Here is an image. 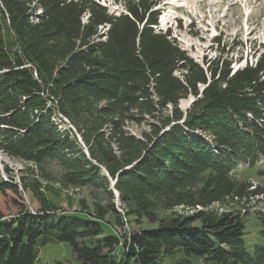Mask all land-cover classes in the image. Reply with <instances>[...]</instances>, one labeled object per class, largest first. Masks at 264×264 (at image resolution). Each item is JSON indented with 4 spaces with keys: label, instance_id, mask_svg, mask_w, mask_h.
Instances as JSON below:
<instances>
[{
    "label": "trees",
    "instance_id": "1",
    "mask_svg": "<svg viewBox=\"0 0 264 264\" xmlns=\"http://www.w3.org/2000/svg\"><path fill=\"white\" fill-rule=\"evenodd\" d=\"M162 2L119 0L113 13L94 0H0V151L57 161L65 184L111 197L109 177L126 214L152 226L111 234L104 218L121 220L112 204L60 211L39 183L23 184L39 209L0 219V264H41L49 243L70 245L75 264H160L177 253L181 264H264V226L250 255L243 214L209 210L264 197L233 171L264 156V56L234 73L199 67L171 29L157 30ZM199 85L183 118L178 103ZM142 125L139 136L128 130Z\"/></svg>",
    "mask_w": 264,
    "mask_h": 264
},
{
    "label": "rangeland",
    "instance_id": "2",
    "mask_svg": "<svg viewBox=\"0 0 264 264\" xmlns=\"http://www.w3.org/2000/svg\"><path fill=\"white\" fill-rule=\"evenodd\" d=\"M94 1L106 7L109 12L117 13L123 9L119 0ZM159 9L162 12L157 30L164 32L171 29V38L174 39L177 46L194 63L205 70L206 62L212 61L218 63V68L222 70L221 73L224 71L226 63L229 64L228 68L231 73H234L245 66L254 67L256 61L264 56V0H249L248 2L246 0H163ZM85 18L84 16V20ZM106 29L107 27H104L101 32ZM175 75L180 76V73L176 72ZM224 85L222 84V88ZM206 86H198L196 97L189 95L179 101L178 108L182 112L183 118L192 103L202 97ZM168 112L166 114H169ZM147 129V125L128 127L129 132L135 136H139L140 131ZM198 136L213 147V143L208 139L211 136L209 133L201 132L198 133ZM263 170L264 156L254 161L252 167H247L244 162L239 161L233 171L237 180L250 183L252 188L264 189V176L258 175ZM64 178V170L57 161L35 164L8 157L0 151V187L1 183H10L18 190V193L15 194L11 190L2 191L0 189V219L16 217L18 212L23 210L34 214L39 209V205L29 189L25 188L23 184L28 187L32 182H37L45 189L46 197L56 204L60 211L67 209L72 212L78 211L81 209V200L84 201L91 213L93 204L96 202L103 206L107 205V207L112 204L121 220L118 223L113 213L104 218V221L110 226V231H107L111 234L129 235L141 229L152 228L146 220L138 222L136 217L126 214L120 194L113 188L115 180L108 177L111 192V197H109L103 190L94 186L67 185ZM196 210H201V208L196 207ZM209 210L223 214L239 211L243 214L242 241L248 254L253 253L255 246L263 245L259 230L264 226L261 222V218L264 217V197L251 198L245 207L238 203L214 204ZM175 211L184 216L195 212V210L186 207L176 208ZM181 256V253H177L172 258H164L160 264H181ZM37 260L41 264L76 263L70 245L65 243H49L40 249ZM192 264L205 263L193 260Z\"/></svg>",
    "mask_w": 264,
    "mask_h": 264
},
{
    "label": "bare ground",
    "instance_id": "3",
    "mask_svg": "<svg viewBox=\"0 0 264 264\" xmlns=\"http://www.w3.org/2000/svg\"><path fill=\"white\" fill-rule=\"evenodd\" d=\"M246 1L248 2L249 0H246ZM234 6L236 7V4H235ZM165 20H166V19H165ZM217 22H218V21H217ZM100 29H103V28L101 27ZM204 137L206 138V136H204ZM206 139H207V138H206ZM208 139L211 140V137L209 136Z\"/></svg>",
    "mask_w": 264,
    "mask_h": 264
}]
</instances>
